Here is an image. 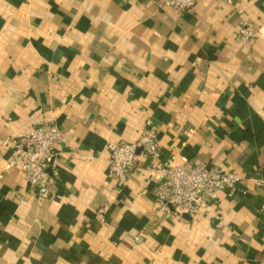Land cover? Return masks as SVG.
<instances>
[{"label": "crops", "instance_id": "crops-1", "mask_svg": "<svg viewBox=\"0 0 264 264\" xmlns=\"http://www.w3.org/2000/svg\"><path fill=\"white\" fill-rule=\"evenodd\" d=\"M157 1L0 0V264H264V0ZM43 123L66 139L44 200L9 142ZM147 127L237 191L180 218L143 158L120 186L109 147Z\"/></svg>", "mask_w": 264, "mask_h": 264}, {"label": "built area", "instance_id": "built-area-1", "mask_svg": "<svg viewBox=\"0 0 264 264\" xmlns=\"http://www.w3.org/2000/svg\"><path fill=\"white\" fill-rule=\"evenodd\" d=\"M231 1V0H225ZM197 0H158L161 8L171 7L180 12L189 10ZM243 41L254 36L251 24L239 30ZM18 151L19 164L29 184L40 199H48L55 181L57 147L66 143L61 128L43 123L30 132L9 141ZM109 167L113 179L120 185L128 183L130 176L139 170V160L147 161L145 169L162 184L158 194L161 210L177 217H193L200 210L209 212L217 203L220 191L233 195L241 182L239 173L209 166L194 160L176 164L174 159L162 160L157 131L147 127L136 142L111 144Z\"/></svg>", "mask_w": 264, "mask_h": 264}, {"label": "water", "instance_id": "water-1", "mask_svg": "<svg viewBox=\"0 0 264 264\" xmlns=\"http://www.w3.org/2000/svg\"><path fill=\"white\" fill-rule=\"evenodd\" d=\"M186 216H188V215H186Z\"/></svg>", "mask_w": 264, "mask_h": 264}]
</instances>
